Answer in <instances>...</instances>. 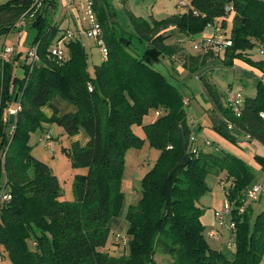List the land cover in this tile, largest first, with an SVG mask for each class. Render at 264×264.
I'll return each mask as SVG.
<instances>
[{
	"label": "trees",
	"instance_id": "1",
	"mask_svg": "<svg viewBox=\"0 0 264 264\" xmlns=\"http://www.w3.org/2000/svg\"><path fill=\"white\" fill-rule=\"evenodd\" d=\"M91 1L107 47L93 76L82 41L65 40L66 29L51 18L57 12L55 0H42L36 12L35 0L0 2V38L16 32V24L31 14L36 16L27 24L37 30L31 46L37 54L33 68L26 65V54L21 78L13 75L11 63L3 66L0 78V245L10 264H159L155 257L160 252L167 256L165 264H261L264 209L253 217L244 203L253 169L223 149L190 148L193 139L184 98L152 66L177 55L182 67L195 73L216 54L211 50L186 54L178 44L166 42L173 36L167 30L192 37L215 21L222 30L230 14V44L220 56L222 63L230 67L235 59H247L260 67L264 78V60L253 61L247 54L264 49V0H192L183 13L162 20L132 15L138 39L148 44L143 55L131 49L123 34L109 30L112 13L107 12L106 1ZM62 40L67 53L58 59L52 50ZM200 79L226 123L264 147V83H257L254 96L243 97L240 116H234L225 104V93L206 76ZM17 106L10 122L6 112ZM150 110L159 116L143 126ZM51 124L67 138L79 134L86 138L84 145L75 141L63 148L73 167L87 169L75 176L72 202L62 199L50 167L30 154V135ZM135 126H142L143 139L133 132ZM145 141L159 156L140 180L138 202L126 210L125 235H116L112 248L122 246L123 252L114 256L107 248L108 223L124 202L125 154ZM186 156L189 161L181 165ZM209 174L219 177L231 207L232 257L211 249L205 239L199 200L208 191ZM3 195L9 199L3 200Z\"/></svg>",
	"mask_w": 264,
	"mask_h": 264
},
{
	"label": "rangeland",
	"instance_id": "2",
	"mask_svg": "<svg viewBox=\"0 0 264 264\" xmlns=\"http://www.w3.org/2000/svg\"><path fill=\"white\" fill-rule=\"evenodd\" d=\"M6 0H0V2H4ZM75 1V2H74ZM107 5V12L112 13L110 19V31H115L116 35L123 34V37L128 38L130 41V47L137 54L143 55V53L148 48V44L146 41H140L138 39L137 33L135 32L131 21L130 16H135L137 18H142L145 20H150L151 18L155 20L166 19L174 13H182L187 10V8L179 7V2L184 1L188 4V8L190 7V3L192 0H105ZM42 2V0H41ZM63 6H67L71 3L70 8H73L74 17L69 19V27L68 30L72 32H77L82 30L83 24L86 22V16L84 10L80 8V4L76 0H62ZM37 11V10H36ZM35 11V12H36ZM34 12V13H35ZM58 12L51 18L55 19ZM36 15L33 14L32 17H29L26 22L30 20V18H34ZM233 17L229 14L227 16V24L224 29L221 30L220 34H213L209 38H211L208 46H205L203 40L200 42L197 41H187L186 46L189 51L194 52V54L204 53L206 50H211L216 54V57L210 59L209 67L213 70V80L216 86L220 87L225 92L231 90L232 92H237L244 96H254L255 91L257 89V83L262 81L264 83V78L262 79V71L260 67L252 63L247 59H235L232 66H224L221 60V54L223 50L220 49V45L216 44V41H223L224 37L229 38L232 29V19ZM60 18L59 20H62ZM67 22H64L61 28H66ZM82 28V29H81ZM23 36L20 39L19 43H16V32H13L12 35L6 39L4 43V37L0 38V53L3 48L14 45L16 47V54L11 60V68L13 75L21 78L22 77V69L21 64L23 63L24 56L30 50L32 46V42L37 34V30L28 26V24L23 28ZM61 32H59V35ZM207 38V37H206ZM205 39V38H204ZM80 40L84 44V48L87 53V70L91 76L94 75V67L96 65H100L102 63V55L98 48L94 45L93 41L88 39L85 33H82L80 36ZM53 47L56 45V40L53 42ZM194 45L199 46V51L194 50ZM59 47L67 53V49L64 46L63 42L59 44ZM21 50V53L19 52ZM185 51V49H184ZM187 52V50L185 51ZM248 57H251L253 61H261L264 60V51H262L261 47H257L254 50L247 52ZM171 66L169 59L162 58L158 63H153V69L162 73L171 83L178 88L183 98L188 97L190 99L189 106H185L186 111L191 115V118L194 116L195 121L199 119L200 115H203L201 111V95L199 89L197 87V77L198 71L193 73L192 76L188 78L182 77L179 75L174 77L171 75L170 66L175 68L176 64ZM205 65V64H204ZM203 65V66H204ZM189 74V73H187ZM1 78V72H0ZM184 80V82H183ZM186 81V82H185ZM252 94V95H251ZM159 116V115H158ZM155 110H150L142 119V125L153 122L158 118ZM191 118H187V122L191 121ZM52 137H53V150L50 151L45 147L44 136L47 130H38L35 133L30 135L28 145L30 146V154L37 160L47 164L52 173L57 177L59 185L62 190V199L67 202H72L75 199V176L86 174L87 169L82 167H73L71 165L70 159L68 155L63 151V148H67L70 145L69 139L60 132V128L54 124L48 126ZM143 132L142 126H135L134 133L140 136ZM144 133V132H143ZM74 138V137H73ZM79 144H83V136L75 137ZM262 148V147H261ZM142 149V150H141ZM138 152L144 151L146 152V157L148 159L145 169H149L152 165V161L154 160V155L156 154V150L151 148L149 144L145 141L144 145L140 149H135ZM133 149L128 150L125 154V172L123 175V179L121 182V191L124 195V206L121 210L120 217H117V220H121L125 223L124 216L128 206L135 205L139 198L140 181L138 180L139 174L138 172L135 175L128 174V165H129V157L130 152ZM135 161V159H134ZM147 165V164H146ZM259 169L255 168L253 170L254 177L251 184L261 185L263 187L262 193L260 195L261 201H259L260 197L255 202H248L245 205H250L252 211L253 208L259 205H264V163H259ZM206 184L208 186V191L201 197L199 200V205L203 208V222H204V235L205 239L210 246L211 249L217 250L222 255L224 254L227 257H232V253L234 249L230 248L227 245V242L232 240V234L230 230V219L226 220V225L222 228H219L215 223L211 225V214L214 209H219L223 206L225 196L223 191V185L220 183L219 178L215 175L209 174L205 178ZM137 191V192H135ZM133 203V204H132ZM245 206V207H246ZM255 207V208H256ZM257 209V208H256ZM253 213V212H252ZM258 213V212H257ZM256 213V214H257ZM256 214H252L254 217ZM119 217V218H118ZM125 226H127L125 224ZM125 230L118 233L115 230H110L111 235L110 239L114 238L116 235H120L122 237L125 235ZM218 231L219 236L210 238L209 233ZM123 252V247L119 246L115 249H110V254L117 256L121 255ZM156 261L159 264H165L167 256L163 255L161 252L157 253L155 257ZM264 261V257H263ZM0 264H10L9 259L7 258L6 252L4 248L0 245Z\"/></svg>",
	"mask_w": 264,
	"mask_h": 264
},
{
	"label": "crops",
	"instance_id": "3",
	"mask_svg": "<svg viewBox=\"0 0 264 264\" xmlns=\"http://www.w3.org/2000/svg\"><path fill=\"white\" fill-rule=\"evenodd\" d=\"M63 7H64L63 11L61 12V15H60V18H63V19L58 20V22H59L60 26H62V24L64 22H67V27L65 29H68L69 19H70V17L71 18L74 17V12H73V8H68L66 6H63ZM57 12H58V8H57ZM174 14H178V13H174ZM216 27H218V21H215L214 26H208L205 28V30L201 34H198V35H195L192 37L177 34V33H175V31L173 29H169V30H167V32L173 34V36L170 39H168L166 42L170 43V44H178L181 48H183V52L186 54L197 55V54H194V52L189 51L187 49V46H186L187 41L200 42L202 39H204L206 37H210L214 33L216 34V31H215ZM219 33H221V32H219ZM11 35H12V32L10 34L4 36V43L6 42V39L9 38ZM184 49H185V51L187 50V52H185ZM19 52H21V50ZM165 58L167 59V57H165ZM169 61L171 63V66L174 65L173 62L176 64L175 68H172L170 66V69H169L171 71V75H173L174 77L177 78V76L182 75V77L188 78V77L192 76L191 75L192 73L188 72L187 70H185L182 67V64L179 62L177 55H174V57L172 59H169ZM210 64L211 63L209 60L205 63L204 66H202L198 69L199 71L197 70L198 75H196V73H194L198 79V80H196L197 81V87H198L200 95L202 97L200 100L202 101L201 102V106H202L201 111L203 112V115H200L199 119H197L195 121V117L193 116L191 118V115L188 113V111H186L187 112V118L188 119L191 118V121H188V124L191 128L192 139H193V142L190 143V148L191 147H193V148L198 147V148L203 149V150H209L211 148L223 149V150L237 156L241 160H243L253 170L255 168L259 169V167H260L259 163L260 162H262V164L264 163V147L255 141H248L246 139V136H244L242 134H238L234 130L226 129V120L215 109V107L213 106L211 100L209 99L207 93L205 92V90L203 88V85H202V82L200 79L201 76H206L216 86V84L213 80V77H212L214 69L209 67ZM187 73H189V74H187ZM262 79H263V77H262ZM183 82H184V80H183ZM216 87L221 93H223V94L225 93V90H222L218 86H216ZM185 98H186V100H188L187 106H189L190 99H188V97H185ZM150 123H152V122H150ZM150 123H147V124H150ZM48 126L49 125H47V128H48ZM60 132L62 134H64V132L61 128H60ZM133 132H134V127H133ZM46 134L51 135L49 129H47L45 135ZM77 136H83V135L79 134ZM136 136H138V134ZM75 137L76 136H74V138L73 137L68 138L69 142L70 143L75 142L77 140ZM138 137L143 139L145 137V135L142 132V134ZM206 142H208L210 145H206ZM85 143H86V138L83 136V144L82 145H84ZM129 155H130V157L128 159V161H129L128 174L135 175V173L138 172V174H139L138 180L140 181L141 178L144 176V174L151 168V166L154 164V162L158 158L159 152L156 151V154L153 157L154 160L152 161V165L149 167V169H145L146 166H148V164H149V163H147L148 159L146 157V152H144V151L138 152L135 149H133V151H131ZM134 159H135V161H134ZM125 167H126V164H125ZM222 176L223 175H221V177ZM252 185H257V184H251L249 186V188ZM135 192H137V191H135ZM139 197H140V194L138 195V198ZM259 201H261V197H260ZM123 204H124V202H123ZM123 206H122V208H123ZM255 207L253 208V214H256L257 212L264 209V205H259L258 207H256L257 209ZM219 209H214L212 211L211 225H214V223H215L214 212L216 210H219ZM120 214L121 213H119V217H120ZM201 222L204 225L203 216L201 217ZM108 224H109L110 230L111 229L115 230L118 233L125 230V227H126L125 226L126 221L124 223L121 220H117V218H112ZM215 232H217V233L214 237L220 235L218 231H215ZM213 233H214V231H213ZM118 236H120V235H118ZM114 239L115 238H112V239L109 238L107 248L112 249L114 247V245H113L115 243ZM261 264H264L263 260H262Z\"/></svg>",
	"mask_w": 264,
	"mask_h": 264
},
{
	"label": "built area",
	"instance_id": "4",
	"mask_svg": "<svg viewBox=\"0 0 264 264\" xmlns=\"http://www.w3.org/2000/svg\"><path fill=\"white\" fill-rule=\"evenodd\" d=\"M55 1L57 3V8H58V14L55 18V22H57L60 18L61 12L63 11L64 7H63L62 0H55ZM76 1L80 4V8L82 10H84V12H85L86 22H85V24H83V27H82L83 29L81 28L82 30H79L77 32H72V31L66 29L65 34H64V39L65 40H74V39L80 40L81 34L85 33L86 37L93 41L94 45L96 46V48H98V50L100 51V53L104 59L107 55V47L105 44L102 26L99 23L95 12L93 11L92 1L91 0H76ZM33 5L35 6V11H36L41 7L42 2H41V0H35V3ZM70 6H71V3H69L66 7L70 8ZM178 6L181 8H188V4L185 3L184 1H180ZM230 12H231V8L229 6H226L225 7V13L229 14ZM32 16H33V14L30 15V17H32ZM26 20L27 19L20 20L15 26L16 43H19L20 39L23 36L22 30L27 25ZM215 31L217 34H220L219 32H221V29L216 27ZM63 40L60 41L59 44L61 42H63ZM202 40H203L202 42H204V44H205V46H203L204 48H206L208 46V43L212 42L211 38H209V37L202 39ZM59 44L55 49L52 50V53L58 59H65L66 53L59 47ZM216 44H219L220 49L224 50V48L230 44V41L227 39V37H224L223 41L218 40V41H216ZM199 46H200V48L202 47L201 45H199ZM199 46L194 45L193 49L199 51V49H200ZM262 51H264V49H262ZM15 54H16V47L14 45H11L9 47L5 46L3 48L2 52L0 53V72H1V70L5 64H9L11 62V60ZM26 54H27L26 65H28L29 68L32 69L34 62L37 60L36 49L33 47L30 50H28V52ZM183 104L185 106H187L188 100L184 99ZM225 104L231 110V112L234 116H240L241 108L243 106V96L237 92H232L231 90H229L228 92H225ZM18 109H19L18 106L15 108H11L6 112V114H8L10 116H14V115H16ZM156 115L158 116L159 112H156ZM261 117L264 120V113H261ZM226 129L233 130L232 125L229 123H226ZM43 139L45 142V147L48 148L50 151H52L53 150L52 135L46 134ZM206 145H210V144L208 142H206ZM262 190H263V187L261 185H252L245 192L244 203L246 204L248 202L251 203V202L257 201L259 196L262 193ZM2 199L8 200L9 196L3 195ZM243 210H244V206H242L240 208L239 212L242 213ZM230 213H231L230 204L225 199L223 206L219 210H216L214 212L215 224L219 228L224 227L226 225V220L230 216ZM230 230H231V232H233V225L232 224L230 226ZM216 233L217 232L209 233V237L210 238L214 237L216 235ZM227 245L230 248L232 247L233 238L231 241L227 242Z\"/></svg>",
	"mask_w": 264,
	"mask_h": 264
},
{
	"label": "water",
	"instance_id": "5",
	"mask_svg": "<svg viewBox=\"0 0 264 264\" xmlns=\"http://www.w3.org/2000/svg\"><path fill=\"white\" fill-rule=\"evenodd\" d=\"M9 120H10V122H13V120H14V117L13 116H10L9 117ZM7 131H8V129H7ZM189 161V157H184L183 159H182V161H181V165H186V163Z\"/></svg>",
	"mask_w": 264,
	"mask_h": 264
}]
</instances>
